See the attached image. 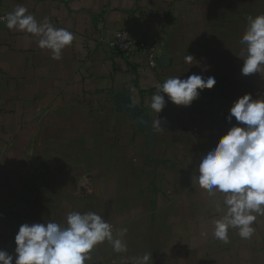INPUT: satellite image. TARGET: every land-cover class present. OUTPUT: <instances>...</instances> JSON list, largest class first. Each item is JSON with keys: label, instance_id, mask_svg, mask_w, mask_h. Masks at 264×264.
<instances>
[{"label": "crops", "instance_id": "crops-1", "mask_svg": "<svg viewBox=\"0 0 264 264\" xmlns=\"http://www.w3.org/2000/svg\"><path fill=\"white\" fill-rule=\"evenodd\" d=\"M24 6L74 35L61 59L38 37L0 26V250L15 255L22 224L66 226L71 211H94L126 252L105 241L86 264H264V215L250 238L214 237L226 209L193 178L204 154L232 126L245 94L264 97V72L244 76L240 43L264 0H0ZM156 42L155 70L106 46L116 32ZM194 56L191 64L187 55ZM210 66V70L204 71ZM214 76L190 107L151 98L169 77ZM160 119L161 123L157 125ZM233 118L232 124H235ZM123 229H127L123 232Z\"/></svg>", "mask_w": 264, "mask_h": 264}, {"label": "clouds", "instance_id": "clouds-1", "mask_svg": "<svg viewBox=\"0 0 264 264\" xmlns=\"http://www.w3.org/2000/svg\"><path fill=\"white\" fill-rule=\"evenodd\" d=\"M0 21L10 30L38 37V47L51 50L54 60H60L62 50L74 40L71 32L56 28L47 18L38 22L24 6L0 16ZM240 43L245 46L241 52V74L264 72V14L248 18ZM194 60L190 54L185 57L186 63ZM208 70L210 66L204 69ZM216 83L214 76L205 78L203 74H192L186 79L169 77L158 86L150 108L160 114L166 106L165 96L177 106L190 107L201 91L213 89ZM227 120L232 126L202 156L198 176L193 178L210 195L224 194L226 211L213 221V235L225 242L230 228L238 229L242 238H250L254 232L251 225L256 220L253 213L264 215V97L254 99L249 93L238 98ZM160 123L158 119L157 125ZM105 241L117 253L127 251L122 241L114 238L113 226L101 215L91 210L71 211L66 226L56 222L22 224L15 235V255L0 250V264H86L94 248ZM151 261L152 253H145L134 258L133 264Z\"/></svg>", "mask_w": 264, "mask_h": 264}, {"label": "built area", "instance_id": "built-area-1", "mask_svg": "<svg viewBox=\"0 0 264 264\" xmlns=\"http://www.w3.org/2000/svg\"><path fill=\"white\" fill-rule=\"evenodd\" d=\"M0 6V16H6ZM5 22L0 21V26ZM106 46L110 51L122 57L132 59L135 55L140 57L142 63L155 70L159 65L160 51L157 43L150 41H139L131 37L127 31L116 32L109 40Z\"/></svg>", "mask_w": 264, "mask_h": 264}]
</instances>
